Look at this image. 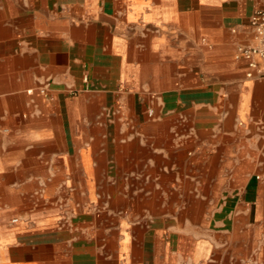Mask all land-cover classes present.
I'll return each instance as SVG.
<instances>
[{
  "label": "crops",
  "instance_id": "1",
  "mask_svg": "<svg viewBox=\"0 0 264 264\" xmlns=\"http://www.w3.org/2000/svg\"><path fill=\"white\" fill-rule=\"evenodd\" d=\"M263 4L0 0V264H264Z\"/></svg>",
  "mask_w": 264,
  "mask_h": 264
},
{
  "label": "built area",
  "instance_id": "2",
  "mask_svg": "<svg viewBox=\"0 0 264 264\" xmlns=\"http://www.w3.org/2000/svg\"><path fill=\"white\" fill-rule=\"evenodd\" d=\"M251 26L256 32L257 43L239 46L238 55L245 58L252 69H256L260 60L264 62V4L253 13ZM248 75L253 76V71H249ZM148 114L152 116L153 110H149Z\"/></svg>",
  "mask_w": 264,
  "mask_h": 264
}]
</instances>
